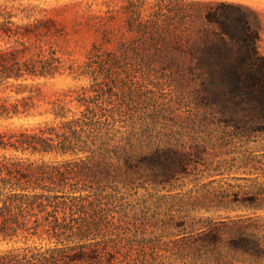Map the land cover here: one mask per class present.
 Masks as SVG:
<instances>
[{"label":"trees","instance_id":"trees-1","mask_svg":"<svg viewBox=\"0 0 264 264\" xmlns=\"http://www.w3.org/2000/svg\"><path fill=\"white\" fill-rule=\"evenodd\" d=\"M36 8H18L28 18L18 22L0 5V120L42 118L0 131V244L9 245L0 264H173L132 232L124 192L188 174L209 147L264 136L257 10L235 0H122L123 23L102 24L75 65L61 54L65 26L31 19ZM136 73L144 87H169L207 137L190 148L136 142ZM64 75L89 83L52 89ZM190 248L180 264H264V225L210 222Z\"/></svg>","mask_w":264,"mask_h":264},{"label":"rangeland","instance_id":"rangeland-1","mask_svg":"<svg viewBox=\"0 0 264 264\" xmlns=\"http://www.w3.org/2000/svg\"><path fill=\"white\" fill-rule=\"evenodd\" d=\"M235 1L257 10L260 49L264 54V0ZM121 4L122 0H0V5L17 14L15 21L28 20L18 8L37 5L31 19L46 14L64 25L67 35L59 43L61 54L75 65L83 63L92 45L100 41L102 24L123 23L122 14L117 12ZM142 78L136 73L134 79L139 83L132 87L136 142L149 149L170 143L190 148L207 137L206 129L187 117V108L178 103V96L169 92V87L157 89L149 83L144 87ZM53 83L52 89L61 90L89 81L64 75ZM40 120L41 117L0 120V131L34 128ZM194 159L197 161L191 163L188 174L179 173L165 184L143 181L124 192L132 232L137 239L147 241L148 252L158 253L167 263H182V256L192 252L195 235L210 222L243 216L264 225V209L257 207V191L264 188L263 170L257 168L262 164L259 160L264 162V136L234 138L228 146L209 147L203 159ZM8 247L2 243L0 251Z\"/></svg>","mask_w":264,"mask_h":264}]
</instances>
